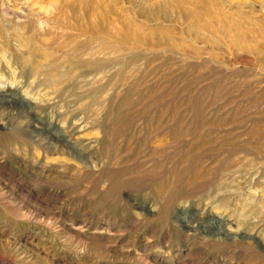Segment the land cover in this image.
Returning <instances> with one entry per match:
<instances>
[{"label": "rangeland", "instance_id": "1", "mask_svg": "<svg viewBox=\"0 0 264 264\" xmlns=\"http://www.w3.org/2000/svg\"><path fill=\"white\" fill-rule=\"evenodd\" d=\"M74 1L0 0V264H264V0Z\"/></svg>", "mask_w": 264, "mask_h": 264}, {"label": "bare ground", "instance_id": "2", "mask_svg": "<svg viewBox=\"0 0 264 264\" xmlns=\"http://www.w3.org/2000/svg\"><path fill=\"white\" fill-rule=\"evenodd\" d=\"M77 2H80V4H82V6H83L78 12H76ZM210 3L213 6L215 4V0H174L170 3H168L167 7L173 11H177L178 14L180 15V17L184 18L186 20H190V21L195 20L196 22H208V20H210V18L208 17L209 14L205 10L207 8V5H209ZM137 7L139 8L140 6H137ZM185 7H191L192 9L189 10ZM66 8L69 9L75 23H80L81 20L83 21V19H84L86 21L85 23L87 25H91L92 23H95L96 25H98L99 32L98 33L96 32L95 34H98V36L100 38L105 39L103 42V45H107V47L110 46V47L116 48V49H118V48L119 49L129 48L130 43L135 46L138 43V41H140L139 37L137 35H135V33H134L135 31L132 32L133 30H131V26L129 24H127L128 22H126V21L121 22L122 28L120 27L121 28L120 31H118V34H116L118 36L117 38H115L116 40H113V38L112 39L109 38L108 32H107L108 29L105 30V28L103 27L107 23L105 22V20L103 19L102 16H99L98 14H96L97 5L92 0H75L72 3H68L66 5ZM152 8H154V10H158V8L155 6H153ZM24 11L23 12H17V16H18L17 19H19V18L25 19L26 18V13H24ZM68 16H70V14ZM94 17H96L95 20H94ZM213 17H214V19H217V20L226 19V21H230V19L224 15H219V16L216 15ZM231 22H233V24H235V25L238 24L237 19L236 20L232 19ZM33 25L35 27H37L35 32L39 31V28H40L39 25L40 24L34 23ZM78 27H79L78 30H79L80 34L84 35L86 37V40H85V42H83L82 44H80L77 47H79L81 50H84V53L86 54V53H88V51L90 49V45L94 39L93 36H95V35L92 36L93 29L90 26L88 27V26L80 24V26H78ZM236 30H237V35H236L237 38L235 39V41L233 43L234 45H236V43L241 42V41H239V39L241 40V38H240L241 33H240V29H239L238 25H237ZM260 32H262V31H260ZM260 37H261V34H260ZM261 46H264V45H261ZM101 48L106 49L104 46ZM241 48H242V46L240 47V49ZM76 49L77 48H75L74 51H77ZM132 49H130V50H132ZM262 49H263V47H262ZM251 52H253V51H251ZM256 52H257V50H256ZM50 77H54V76L51 75Z\"/></svg>", "mask_w": 264, "mask_h": 264}]
</instances>
